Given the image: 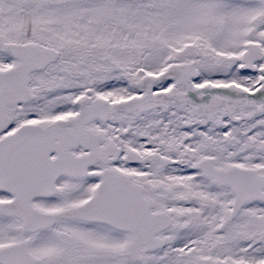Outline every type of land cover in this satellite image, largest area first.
<instances>
[{
  "label": "snow or ice",
  "instance_id": "snow-or-ice-1",
  "mask_svg": "<svg viewBox=\"0 0 264 264\" xmlns=\"http://www.w3.org/2000/svg\"><path fill=\"white\" fill-rule=\"evenodd\" d=\"M0 264H264V0H0Z\"/></svg>",
  "mask_w": 264,
  "mask_h": 264
}]
</instances>
